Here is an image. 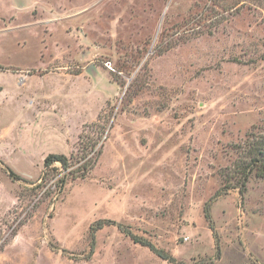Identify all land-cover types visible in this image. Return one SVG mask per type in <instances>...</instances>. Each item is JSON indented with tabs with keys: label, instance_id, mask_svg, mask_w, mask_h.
<instances>
[{
	"label": "rangeland",
	"instance_id": "obj_1",
	"mask_svg": "<svg viewBox=\"0 0 264 264\" xmlns=\"http://www.w3.org/2000/svg\"><path fill=\"white\" fill-rule=\"evenodd\" d=\"M258 1L0 0V264H264Z\"/></svg>",
	"mask_w": 264,
	"mask_h": 264
},
{
	"label": "trees",
	"instance_id": "obj_2",
	"mask_svg": "<svg viewBox=\"0 0 264 264\" xmlns=\"http://www.w3.org/2000/svg\"><path fill=\"white\" fill-rule=\"evenodd\" d=\"M258 2L264 4V0H259ZM96 144L97 142L93 138H90L87 140L84 146H79V148L86 149V148L91 147V149L94 151ZM249 152L250 153H248L247 155V157L249 158V162L246 163L245 165L246 168H248V170L241 172L242 173L241 177L244 176L243 179H241L242 182H244L243 185L245 184L246 178L249 172L252 170V168H257L258 170L262 172L261 174L264 176V144H260L259 146L251 145V149ZM75 159L76 158H75L74 153L70 155H66L64 153H49L44 159V166L47 169V171H45L43 176L41 177V182L31 187V189L36 190L37 188L41 187L42 182L44 181L46 183V181L50 178L51 176L50 174L57 173V172H60V170H62L63 174L56 182V186H58L60 190L62 191L70 178L76 179V178L85 177L86 173H88L95 164V161L93 163H90V161L87 160L84 163H81L79 166H77V168H74V165L76 164ZM56 163H59L60 165L59 166L55 165ZM77 163H80V161H77ZM79 170H83V173L81 175L78 174ZM9 171L11 175L14 176L15 173L10 169ZM205 213H206V217L209 219V221H211L209 204H207ZM105 222L106 221L104 220L98 221L96 223L97 228H102L106 224ZM107 222L111 224H117L116 221H107ZM118 226L120 227V225ZM133 239L136 242H139L145 246H148L153 252L157 253V255H159L160 257L164 259H168V260L169 259L173 260V258L169 254L165 253V251H163L162 249H158L157 247H155V245L151 243L150 241H142V239L137 238V237H133Z\"/></svg>",
	"mask_w": 264,
	"mask_h": 264
}]
</instances>
